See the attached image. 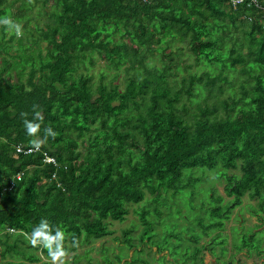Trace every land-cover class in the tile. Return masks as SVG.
I'll return each mask as SVG.
<instances>
[{"label":"trees","instance_id":"1","mask_svg":"<svg viewBox=\"0 0 264 264\" xmlns=\"http://www.w3.org/2000/svg\"><path fill=\"white\" fill-rule=\"evenodd\" d=\"M255 1L232 9L230 0H36L43 25L13 53L7 50L16 45L13 35L6 38L7 25L0 28V264L40 260L20 245L49 255L31 243L42 219L51 235L64 232L67 255L111 235L109 223L124 220L147 194L150 203L133 207L141 224L137 242L136 224L122 231L133 253L104 261L150 264L142 257L149 233L183 208L206 206L203 195L198 207L178 203L188 187L207 180L206 171L224 180L233 202L214 206L206 224L197 222L199 235L190 237L184 259L204 264L205 249L216 257L226 252L216 236L199 239L219 229V219L244 195L255 200L249 213L264 223V0ZM183 48L205 67L201 73L181 64ZM153 55L159 64L147 65ZM98 56L115 72L91 83L79 68ZM120 71L122 88L114 81ZM34 105L42 120L34 119ZM22 112L40 123L37 138L44 139L47 127L56 137L39 150L16 152V145L32 147ZM44 153L55 163L44 162ZM257 227L232 248L264 264ZM79 259L74 253L73 261ZM153 259L164 264L163 256Z\"/></svg>","mask_w":264,"mask_h":264},{"label":"rangeland","instance_id":"2","mask_svg":"<svg viewBox=\"0 0 264 264\" xmlns=\"http://www.w3.org/2000/svg\"><path fill=\"white\" fill-rule=\"evenodd\" d=\"M7 1H10L8 2L10 5H5L3 12L9 19H11V21L20 24L23 32V35L18 38L15 35L14 30H10L7 27L10 33H13L12 45H14L18 42H24L33 28L38 25H43L44 15H39L37 13L39 9L38 6H41V2H36V0ZM25 6L28 10L25 9ZM24 22H26L27 25H25ZM11 49L9 50L8 48L7 50L13 53L14 48ZM29 53L37 54V49H31ZM179 58L184 61L181 63L182 65L188 63L193 64L191 67H188L187 72L199 74L205 69L201 63H194L193 55H191L188 50H184V48L181 51ZM146 64L158 65L159 57L157 55L149 57ZM79 71L89 74L91 76V83L97 82L101 74L104 75L103 80L107 82L115 72L109 64L99 56L95 59L93 64L88 63L81 65ZM123 76V72L120 71V75L114 80L120 88L123 86ZM197 87L199 88L198 85ZM194 171H197V174L199 175L201 174V169H195L193 172ZM229 171L233 170L230 169ZM213 172L206 171V174L208 175L207 180L204 183L200 182L196 185L195 189L192 186L188 187L185 190V194H187L186 199L178 202L180 204L190 203L198 207L201 204L203 195L206 201V206L201 212L183 208L180 215L165 218L162 224L149 233L150 237L146 240L147 245L142 252V257L147 258L150 261V264H156V260L153 258H158V256L164 257V264H190L189 260L184 259V256L189 251L188 247L191 245L190 237L193 235H199L197 222L206 224V222L210 221L212 218H210L209 213L214 206L225 208L232 204L233 196H229L225 193L223 188L224 180L214 177ZM194 190H196V195L195 197L193 196V199V197H189V194L191 191L194 192ZM212 194L214 196H219L220 200L216 201ZM148 203H150V196L147 194L141 203L129 208L124 220L110 222L108 227L113 230L111 235L92 240L87 244L82 243L76 246V248L71 250L67 255L56 260L50 255L47 256L39 250H36V253L40 255V262H32L30 264H41L42 262L45 264H107V261H104V258L112 260L115 254L120 253L122 255L128 254V256H131L133 253L132 249L127 250L122 242V231L131 224H136L137 226L134 228L131 236L133 237V241L137 242L141 224L138 222V217L134 212L133 207L147 205ZM248 204L255 206V200L249 199L247 195L242 196L241 203L231 207L228 210L226 218L219 219L222 222V226L219 229L210 231L208 236L199 239L200 243H208L211 237L216 236L215 240L222 241V244L226 247V252L220 257L214 256V254L205 249L204 264H259L254 257H247L244 250L235 251V249L232 248L233 246L240 244L244 232L248 228H254L255 224H259V227L255 229L259 234V238L262 237L260 235L264 234V223L257 221L256 217L249 213ZM135 236H138V238H134ZM148 246H151L150 253H148ZM19 249L23 251L25 255L33 252L29 248H24L22 245L19 246ZM214 251L219 253L217 246H215ZM74 253L80 258L78 263L73 261ZM126 258L128 257L124 256L122 262ZM11 259L14 260V258ZM116 263L117 262H113V264Z\"/></svg>","mask_w":264,"mask_h":264},{"label":"clouds","instance_id":"3","mask_svg":"<svg viewBox=\"0 0 264 264\" xmlns=\"http://www.w3.org/2000/svg\"><path fill=\"white\" fill-rule=\"evenodd\" d=\"M0 24L7 25L10 30H14L15 35L18 38L23 35L21 25L18 23H14L9 18H4L0 20ZM37 107L38 106L35 105L33 106L34 111ZM21 116L24 117L22 123L25 128L26 135H28L29 137H33L30 143L35 150H39L49 136L52 138L56 137L57 133L54 132L51 127H47L44 129V139L41 140L37 138L41 128L40 123L28 120L26 118L27 113L25 112H22ZM34 119L42 120V116L39 111H35ZM50 231L51 230L48 221L42 219L40 224L32 232L31 243L33 244V246L41 244L43 247L48 249L49 255L54 260L60 259L61 257L66 255L62 247V242L64 240V232L60 229H57L55 235L53 236L50 234Z\"/></svg>","mask_w":264,"mask_h":264},{"label":"built area","instance_id":"4","mask_svg":"<svg viewBox=\"0 0 264 264\" xmlns=\"http://www.w3.org/2000/svg\"><path fill=\"white\" fill-rule=\"evenodd\" d=\"M244 0H230V6L232 9H236L238 3L242 2ZM249 3H254L255 5H257V2L255 0H248ZM15 149H16V152H23V153H29V152H32V151H36L33 147H27V148H24L20 145H16L15 146ZM43 161L44 162H52V163H55V160L53 157L47 155L46 153H44V157H43ZM21 173H17L16 174V179H20L21 178Z\"/></svg>","mask_w":264,"mask_h":264},{"label":"crops","instance_id":"5","mask_svg":"<svg viewBox=\"0 0 264 264\" xmlns=\"http://www.w3.org/2000/svg\"><path fill=\"white\" fill-rule=\"evenodd\" d=\"M5 3H3V6H1V8H2V10L0 11V20H2V19H4V18H8L7 16H6V14L3 12V9L5 8L4 6L5 5H10L8 2H10V1H7V0H5L4 1ZM4 24H0V28L3 26ZM7 27L8 26H6V29H7ZM12 34L13 33H10V31H9V29H7V31H6V35H5V37L6 38H8V37H10V36H12ZM13 48H17V44L15 45V46H13ZM33 253H36V250L35 251H33ZM36 254H38V253H36ZM38 256H39V258H40V255L38 254ZM14 257V256H13ZM9 258V257H8ZM16 258H18V259H16ZM17 261L18 262H22L23 261V263H32V262H30V261H28V260H26V259H19V257H15L14 258V260H13V262L14 263H17ZM40 262V260H38V261H35V262H33V263H39Z\"/></svg>","mask_w":264,"mask_h":264}]
</instances>
